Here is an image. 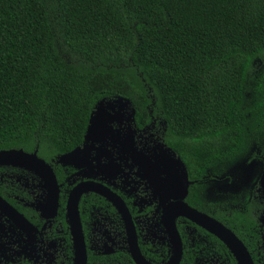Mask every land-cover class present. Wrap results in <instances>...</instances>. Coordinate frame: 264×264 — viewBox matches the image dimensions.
Here are the masks:
<instances>
[{
	"label": "trees",
	"instance_id": "obj_1",
	"mask_svg": "<svg viewBox=\"0 0 264 264\" xmlns=\"http://www.w3.org/2000/svg\"><path fill=\"white\" fill-rule=\"evenodd\" d=\"M120 96L198 180L190 203L216 201L244 232L249 151L264 145V0H0V150L69 152Z\"/></svg>",
	"mask_w": 264,
	"mask_h": 264
},
{
	"label": "flooded vegetation",
	"instance_id": "obj_2",
	"mask_svg": "<svg viewBox=\"0 0 264 264\" xmlns=\"http://www.w3.org/2000/svg\"><path fill=\"white\" fill-rule=\"evenodd\" d=\"M112 125L119 128L115 121ZM127 127L125 121L119 139L112 140L107 135L104 141L88 142L89 149H84V139L77 146L83 150L72 163L60 162V155L47 160L38 154L53 169L59 186L55 215H50L49 190L37 172L20 166L0 165V264H75L68 202L75 189L90 182L107 188L106 193H102L86 187L79 197L87 264H172L175 244L170 222L173 219L182 241L179 264H239L234 252L218 236L185 215L173 216L174 203L180 198L167 195L179 196L181 188L169 189V178L162 172L165 165L159 162L161 148L158 144L163 143L180 156L162 139L156 125L140 128L132 122L133 143L129 148L118 142L129 133ZM143 155L159 162L162 173L154 177L153 184L142 176L139 162ZM249 157L251 176L247 206L250 222L244 232L240 233L237 227L231 228L218 218L209 208L217 207L216 201L200 203L207 208L190 203L191 196L201 195L199 187L191 191L197 179L188 176V193L183 200L231 229L245 245L254 264H264V145L262 148L253 146ZM214 181L218 197L220 180ZM165 192L167 195H163ZM13 208L26 220L17 216Z\"/></svg>",
	"mask_w": 264,
	"mask_h": 264
},
{
	"label": "water",
	"instance_id": "obj_3",
	"mask_svg": "<svg viewBox=\"0 0 264 264\" xmlns=\"http://www.w3.org/2000/svg\"><path fill=\"white\" fill-rule=\"evenodd\" d=\"M114 121L119 124V128H115L112 125ZM125 121L128 124L126 129H128L129 133L125 134L118 142H120L119 144L121 145L124 143L123 145L129 148L133 143L132 139L134 130H131V123L135 122V108L132 106V103L129 99L121 96L115 97L113 99H101L96 104L90 115L89 123L84 136L86 142L84 149H89L88 142L104 141L107 139V135H109L112 140L119 139L118 135L121 133V127ZM158 146L161 148V154H159V156H161V160L159 162L163 163L162 165H165V170H162V172L167 174L169 178V189L179 190V188H181L179 196L177 194V196H174L172 193L167 195V192L163 194L180 198L179 202L174 203L175 211L173 216L185 215L218 236L234 252L239 264H254V261L245 245L231 229H229L220 221L209 217L208 215L201 213L195 208L189 206L183 200L188 193L189 185L187 167L185 166L182 159L177 157L175 152L172 151L170 147H165L161 142L158 144ZM82 150L83 149L80 147H77L70 152L64 153L60 155L59 161L63 163H72L77 154ZM166 156L168 160L166 159ZM159 162L152 161L144 155L141 157V161L139 162L143 170L142 176L145 178L147 177L151 184L154 183V177L158 178L159 174L162 173L158 167ZM0 165L20 166L37 172L45 180V185L49 190L48 196L50 204H48V210L50 215H55L59 204V186L57 184L53 169L43 158L38 155L37 150L29 152L23 148L1 149ZM263 181L264 174L262 177V182ZM86 187L102 193H106L107 188L100 183L90 182L89 185L82 184L80 188L78 187L74 190L75 192L70 194L68 202V217L70 218L71 228L74 234L76 255L75 264H87V249L78 211L79 197L83 189ZM166 190H168V188ZM13 211L17 216L23 220L25 219L23 215H21L16 209L13 208ZM170 227L173 230L175 244V254L172 264H179L183 249L181 237L176 228L174 219L173 222H170Z\"/></svg>",
	"mask_w": 264,
	"mask_h": 264
},
{
	"label": "rangeland",
	"instance_id": "obj_4",
	"mask_svg": "<svg viewBox=\"0 0 264 264\" xmlns=\"http://www.w3.org/2000/svg\"><path fill=\"white\" fill-rule=\"evenodd\" d=\"M111 99H113V98H111Z\"/></svg>",
	"mask_w": 264,
	"mask_h": 264
}]
</instances>
